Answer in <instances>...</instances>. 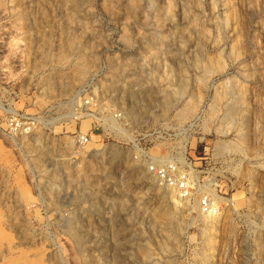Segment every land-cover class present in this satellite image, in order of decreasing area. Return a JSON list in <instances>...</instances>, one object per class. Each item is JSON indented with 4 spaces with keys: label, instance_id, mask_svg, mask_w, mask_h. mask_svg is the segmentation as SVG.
Here are the masks:
<instances>
[{
    "label": "rangeland",
    "instance_id": "rangeland-1",
    "mask_svg": "<svg viewBox=\"0 0 264 264\" xmlns=\"http://www.w3.org/2000/svg\"><path fill=\"white\" fill-rule=\"evenodd\" d=\"M0 264H264V0H0Z\"/></svg>",
    "mask_w": 264,
    "mask_h": 264
},
{
    "label": "bare ground",
    "instance_id": "bare-ground-1",
    "mask_svg": "<svg viewBox=\"0 0 264 264\" xmlns=\"http://www.w3.org/2000/svg\"><path fill=\"white\" fill-rule=\"evenodd\" d=\"M71 55V54H70ZM84 59V58H83ZM73 64V63H72ZM71 66V65H70ZM72 68V67H71ZM77 68V67H76ZM75 68V70H76ZM82 71V70H81ZM78 76V74H77ZM71 114V113H70ZM13 118V117H12ZM32 129V128H31ZM30 129V130H31ZM37 131V130H36ZM23 132H25L24 130L21 131L20 133H22V135L25 137V135L23 134ZM33 132V131H32ZM35 132V131H34ZM40 132V131H39ZM27 133V132H26ZM39 134V133H38ZM41 135V133H40ZM21 137V136H19ZM24 139V138H23ZM27 139V138H26ZM33 140L37 141L38 137L36 136V134L33 135ZM25 141V140H24ZM30 146V145H29ZM34 148V147H33ZM32 150V149H31ZM34 151V149H33ZM97 156H101V154L103 153V150H97L96 152ZM42 161V160H41ZM178 161V160H177ZM44 166V165H43ZM81 172V171H80ZM54 175V174H53ZM52 176V175H51ZM57 176V175H56ZM55 178V177H53ZM151 180H152V185H154L157 189V194L160 196V198L163 200V202L161 203L163 205L162 207V211L159 214L160 216V221L162 220L163 222H167L169 220H172L177 212L178 209H180L183 206L189 205V201H190V197L192 194H188L186 197L182 196V194H180V190L177 188H172L169 186H161L156 177L154 175L151 176ZM190 185V184H189ZM189 187V186H188ZM189 192L191 193V191L189 190ZM199 203H197L198 206ZM202 210V209H200ZM157 214H155L156 216ZM156 219V218H155ZM217 219V214H215V212H209V213H205L203 211L199 212V220L202 221L203 226L207 227V228H211L213 227V225H215L214 223H216ZM157 220L159 221V219L157 218ZM156 220V221H157ZM173 225V223H172ZM175 225V224H174ZM204 228V227H203ZM169 231V230H168ZM206 232V231H205ZM207 234V233H206ZM211 247V246H210Z\"/></svg>",
    "mask_w": 264,
    "mask_h": 264
},
{
    "label": "built area",
    "instance_id": "built-area-1",
    "mask_svg": "<svg viewBox=\"0 0 264 264\" xmlns=\"http://www.w3.org/2000/svg\"><path fill=\"white\" fill-rule=\"evenodd\" d=\"M10 128L13 132H20L22 130L30 129V123L27 122H20L17 120H12L10 124ZM81 140H84L85 142L87 139L83 137ZM154 171V174L158 177V179L166 186L177 188L180 190V194L182 196L186 197L188 194H190L188 191V181L185 176L181 177L180 180L177 179V168L174 163H171L166 166H159L156 168H152ZM189 196V195H188ZM215 204H211V201L208 197H204L202 199V209L205 213L214 212Z\"/></svg>",
    "mask_w": 264,
    "mask_h": 264
}]
</instances>
